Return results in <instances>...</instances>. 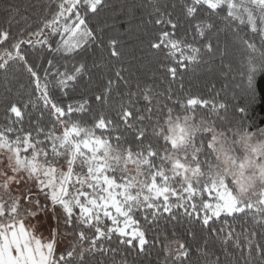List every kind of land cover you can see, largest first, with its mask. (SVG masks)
I'll return each mask as SVG.
<instances>
[{"label": "snow or ice", "instance_id": "6c2138e0", "mask_svg": "<svg viewBox=\"0 0 264 264\" xmlns=\"http://www.w3.org/2000/svg\"><path fill=\"white\" fill-rule=\"evenodd\" d=\"M0 264H264V0H0Z\"/></svg>", "mask_w": 264, "mask_h": 264}, {"label": "trees", "instance_id": "16d2710c", "mask_svg": "<svg viewBox=\"0 0 264 264\" xmlns=\"http://www.w3.org/2000/svg\"><path fill=\"white\" fill-rule=\"evenodd\" d=\"M104 12H101V17H103L104 16ZM142 46H145L146 47V44L145 45H142Z\"/></svg>", "mask_w": 264, "mask_h": 264}]
</instances>
